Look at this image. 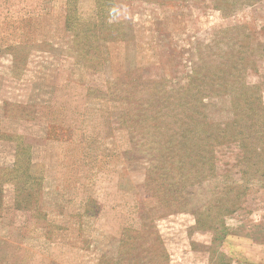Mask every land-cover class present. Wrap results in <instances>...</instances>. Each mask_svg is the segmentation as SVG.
<instances>
[{
  "label": "rangeland",
  "instance_id": "rangeland-1",
  "mask_svg": "<svg viewBox=\"0 0 264 264\" xmlns=\"http://www.w3.org/2000/svg\"><path fill=\"white\" fill-rule=\"evenodd\" d=\"M0 264H264V0H0Z\"/></svg>",
  "mask_w": 264,
  "mask_h": 264
}]
</instances>
